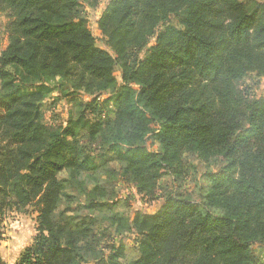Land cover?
<instances>
[{"label": "trees", "instance_id": "16d2710c", "mask_svg": "<svg viewBox=\"0 0 264 264\" xmlns=\"http://www.w3.org/2000/svg\"><path fill=\"white\" fill-rule=\"evenodd\" d=\"M89 1L0 0V241L4 212L33 207L37 235L16 264H264V98L240 89L264 78V0H110L101 47ZM116 68L111 117L91 121ZM55 90L68 109L52 128L43 106ZM191 175L206 182L201 202L165 184ZM119 178L162 206L112 212ZM104 207L100 220L75 218ZM97 231L117 238L106 257ZM124 233L137 237L133 259Z\"/></svg>", "mask_w": 264, "mask_h": 264}, {"label": "rangeland", "instance_id": "374dc122", "mask_svg": "<svg viewBox=\"0 0 264 264\" xmlns=\"http://www.w3.org/2000/svg\"><path fill=\"white\" fill-rule=\"evenodd\" d=\"M110 0H93L89 1V5L83 6L82 13L87 18L89 25L92 29V33L95 37L96 44L98 47H101V35L97 27V20L99 19L101 13L105 9L106 5ZM247 7H252L253 0H241ZM93 6V7H92ZM8 22V13H3L0 15V51L4 49L7 43V34L5 32L4 26ZM171 24L176 26L177 20L173 19ZM152 39L149 42V47L154 44ZM115 77L117 79L116 86L110 91L109 94L101 96L96 100L97 110L95 113L88 115V119L91 121H100L105 122L108 118L111 117L110 111L114 109V103L105 105L104 102L106 99L115 98V96L120 92V80L119 72L117 68L115 69ZM132 90H136L137 87L132 85ZM243 92H246L250 99H260L264 98V78L257 75H249L245 79L244 83L240 86ZM84 102H88L89 99L82 97ZM54 105L52 106V103ZM67 99L63 98L62 95H59L57 90L53 91L51 94L44 97V106H43V120L44 123L52 128L62 127L65 125L67 118ZM83 134V133H82ZM81 143L85 142V139L81 138ZM149 145V142H148ZM152 150L158 151L157 146L151 145ZM189 163L192 164L199 174L204 170L201 163L198 162L194 157L189 160ZM108 166L111 169L118 167V164L112 160L108 162ZM214 170V169H212ZM165 184L167 186H173L176 189V192L182 196H187L192 201L201 202V196L203 195L200 191V188L206 186V182L197 177L188 176L175 185H171L170 180H166ZM115 192V201L120 203L119 206H115L112 212H121L123 214H130L131 216L137 211L141 210L145 213L152 214L158 208L162 206V199L159 197L147 198L142 195H139L136 190L125 182V180L119 178L113 184ZM161 196V195H160ZM82 204L85 203L86 198H82ZM117 203V205H118ZM108 206L109 202L107 203ZM110 208V207H109ZM107 207H104L100 210L94 211H80L75 214L77 220L81 219H90L95 218L100 220L104 215H110ZM36 217L37 213L33 207H27L20 212L8 211L4 212L3 221L1 224L2 238L0 241V264H16L19 260L20 254L23 253L24 248L31 244L34 238L37 235L36 230ZM53 219L56 222H63V219H59L58 215H54ZM125 238L123 240L126 248V257L128 259H133L136 256V235L132 233H124ZM33 239V240H32ZM93 245L96 246L100 252L106 257L111 253V248L114 245H117V238L109 234L108 232H95L90 238ZM257 256L264 262V248L254 247ZM21 252V253H20ZM88 264H102L99 262H90Z\"/></svg>", "mask_w": 264, "mask_h": 264}, {"label": "crops", "instance_id": "0c3cea01", "mask_svg": "<svg viewBox=\"0 0 264 264\" xmlns=\"http://www.w3.org/2000/svg\"><path fill=\"white\" fill-rule=\"evenodd\" d=\"M32 240H33V239H32ZM29 245H31V244H29ZM29 245H28V246H29ZM28 246H26L25 248H27ZM25 248H24V249H25ZM20 253H21V252H20ZM20 255H21V254H20Z\"/></svg>", "mask_w": 264, "mask_h": 264}]
</instances>
